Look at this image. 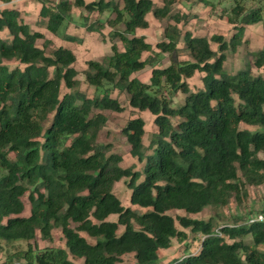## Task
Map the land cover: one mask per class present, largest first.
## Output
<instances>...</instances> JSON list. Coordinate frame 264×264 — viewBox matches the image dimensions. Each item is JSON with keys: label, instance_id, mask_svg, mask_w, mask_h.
<instances>
[{"label": "trees", "instance_id": "16d2710c", "mask_svg": "<svg viewBox=\"0 0 264 264\" xmlns=\"http://www.w3.org/2000/svg\"><path fill=\"white\" fill-rule=\"evenodd\" d=\"M180 1L40 0L37 21L64 40L82 41L64 32L75 20L93 32L110 28V53L83 70L89 95L76 52L33 29L14 0H0V32L7 34L0 35V250L2 243L27 242L1 264H119L130 253L136 264H154L188 228L205 236L200 248L170 264H264V222L224 224L217 236L212 217L191 216L264 184V76L254 73L264 67V48L234 74L224 65L246 25L264 26V0L248 10L240 1L232 5L228 21L236 30L228 40L182 34L167 22L154 50L137 31L149 27V14L170 20ZM166 55L170 63L162 65ZM147 66L146 82L136 73ZM196 74L202 85L193 89ZM115 90L127 94L132 109L150 113L155 127L145 140L142 116L125 123L135 161L126 166L121 153L98 140L106 111L124 110ZM121 179L129 205L113 191ZM54 229L65 247L40 246L38 236L50 240Z\"/></svg>", "mask_w": 264, "mask_h": 264}, {"label": "rangeland", "instance_id": "374dc122", "mask_svg": "<svg viewBox=\"0 0 264 264\" xmlns=\"http://www.w3.org/2000/svg\"><path fill=\"white\" fill-rule=\"evenodd\" d=\"M236 1H240L248 10L258 5V0H182L176 3L172 9V17L170 20H159L152 14H149V27L146 29H139L138 35H144L146 40L153 45L154 50H157L156 43L165 39L164 27L167 22L174 24L181 29L182 34L186 31H190L193 35L211 37L213 34H220L225 39H229L235 32L233 24L228 21L229 10L232 5H235ZM2 6V4H0ZM21 11L22 17L25 22L29 23L35 30H40L50 38L54 45L63 44L71 47L77 54L76 68L79 70V78L82 80L81 87L89 95H92L93 88L88 86L84 81L83 70L87 65L89 59L101 60L103 57L110 53V40H109V27L104 28L102 33L89 31L85 26L80 24L77 20L70 22L65 31L69 35L79 37L81 42L64 40L61 35H56L49 32L44 26L39 23L38 13L41 7L40 0H14L11 4ZM264 9V3L262 4ZM79 10L75 9L74 14H78ZM93 19L95 16L93 15ZM1 36H6L5 32H0ZM42 41H40L41 43ZM214 48L218 47L216 42H212ZM179 48H183L184 39L181 37L178 42ZM264 48V26L261 23L246 25L245 33L243 36V42L235 51L227 52V60L224 65L230 74H234L239 68H242L247 62L252 64L254 59V53ZM183 52V50L181 49ZM149 52L144 54V57L149 55ZM188 56L182 54V58ZM170 59L168 55L161 63L162 65H168ZM13 66L17 64L15 61L8 62ZM152 67L147 66L143 70L136 73V76L143 81H149ZM255 74H262L264 76V67L255 68ZM190 84L193 89L202 85L201 75L196 74L190 79ZM113 96L117 97L124 110L121 112L106 111L108 115V121L99 133L98 140L101 142H108L111 144V149L122 154L124 157L122 165H130L135 161L129 154V145L126 136L122 133V128L125 123L132 117L142 116L146 122L148 135L155 129L153 124V116L148 112H141L132 109L128 104V96L125 92L115 90ZM183 95L178 94L175 98L176 102H180ZM136 166H139L136 164ZM113 191L122 200L124 205H129L130 190L127 187L126 179H121L114 184ZM25 200L24 214L30 213V207L27 197ZM264 208V184L260 186H248V194L241 196L239 200L233 198L226 206L212 207L208 206L201 212L191 214L192 217L207 220L210 217L217 223V225L224 224H240L243 223L245 217L251 213ZM172 215L183 214L182 210L170 211ZM235 221L236 218H240ZM114 219V217H111ZM243 218V219H242ZM178 227L179 224L177 223ZM187 237L184 239L174 238L171 247L168 249L160 250V258L154 264H170L171 260L175 258H181L188 253L196 252L199 250L203 235L198 232H193L189 228L185 229ZM248 242H251V236L246 237ZM37 242L40 246L52 245L58 247H65V241L60 229H54L52 238L50 240H43L38 236ZM3 248L0 250V264L5 260L6 255L9 252H14L21 248H26V241H17L13 244L2 243ZM260 249H264V246H260ZM77 262H81L80 259H75ZM23 262V261H22ZM119 264H136V260L132 253L126 254L121 258Z\"/></svg>", "mask_w": 264, "mask_h": 264}, {"label": "built area", "instance_id": "2783aa9c", "mask_svg": "<svg viewBox=\"0 0 264 264\" xmlns=\"http://www.w3.org/2000/svg\"><path fill=\"white\" fill-rule=\"evenodd\" d=\"M256 222H264V212L260 211L256 214L250 215L243 223H246L248 225V224H252V223H256ZM233 225L234 224H227V226H233ZM235 225H237V224H235ZM222 227H223V225H220L219 227L215 228L214 234L217 236H221L222 235Z\"/></svg>", "mask_w": 264, "mask_h": 264}]
</instances>
